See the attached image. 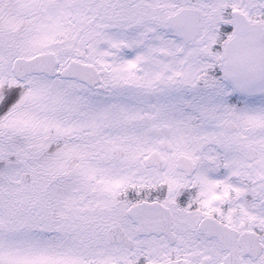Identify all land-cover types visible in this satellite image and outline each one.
Instances as JSON below:
<instances>
[{
    "label": "snow or ice",
    "instance_id": "6c2138e0",
    "mask_svg": "<svg viewBox=\"0 0 264 264\" xmlns=\"http://www.w3.org/2000/svg\"><path fill=\"white\" fill-rule=\"evenodd\" d=\"M0 264H264V0H0Z\"/></svg>",
    "mask_w": 264,
    "mask_h": 264
}]
</instances>
